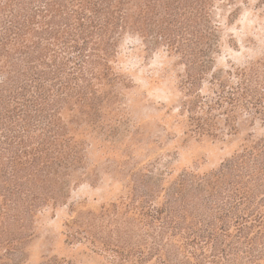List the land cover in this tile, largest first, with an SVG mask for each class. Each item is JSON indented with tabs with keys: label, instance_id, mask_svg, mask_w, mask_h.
<instances>
[{
	"label": "trees",
	"instance_id": "16d2710c",
	"mask_svg": "<svg viewBox=\"0 0 264 264\" xmlns=\"http://www.w3.org/2000/svg\"><path fill=\"white\" fill-rule=\"evenodd\" d=\"M234 4L0 0V216L10 221L0 245H14V217L68 199L83 165L82 121H97L119 85L127 86L115 68L126 41L163 47L184 60L181 84L190 95L184 104L197 133L223 134L214 115L219 109L231 134L239 131L238 112L264 125V57L226 75L213 73L211 96L200 88L221 50L224 11ZM243 147L210 173L180 174L159 206L152 201L164 189L159 182L144 197L159 236L177 239L195 260L186 264H264V135ZM155 248L149 257L160 252Z\"/></svg>",
	"mask_w": 264,
	"mask_h": 264
},
{
	"label": "rangeland",
	"instance_id": "374dc122",
	"mask_svg": "<svg viewBox=\"0 0 264 264\" xmlns=\"http://www.w3.org/2000/svg\"><path fill=\"white\" fill-rule=\"evenodd\" d=\"M236 10L228 24V15ZM224 12L221 50L200 87L205 97L214 93L209 83L213 73L226 75L264 57V1L235 0ZM127 43L115 63L127 86L119 85L116 98L104 106L97 121H82L83 165L74 173L68 199L43 206L32 217H14V245H0V264L195 261L177 239L159 236V224L144 212L149 199L144 197L159 182L164 189L150 197L159 206L165 188L180 174L218 169L263 136L264 125L238 112L239 131L231 134L219 109L214 115L223 134L213 139L197 133L184 104L190 97L181 84L184 60L163 47L147 50L141 41L132 42V47ZM9 224L0 216V236ZM151 247L160 252L149 257Z\"/></svg>",
	"mask_w": 264,
	"mask_h": 264
}]
</instances>
